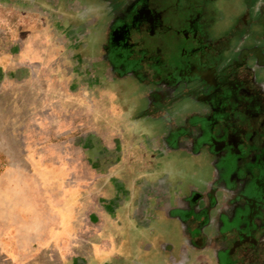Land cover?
<instances>
[{
	"label": "flooded vegetation",
	"instance_id": "obj_1",
	"mask_svg": "<svg viewBox=\"0 0 264 264\" xmlns=\"http://www.w3.org/2000/svg\"><path fill=\"white\" fill-rule=\"evenodd\" d=\"M0 13L49 22L88 106L113 95L125 150L148 162L128 197L135 259L264 264V0H0Z\"/></svg>",
	"mask_w": 264,
	"mask_h": 264
},
{
	"label": "crops",
	"instance_id": "obj_2",
	"mask_svg": "<svg viewBox=\"0 0 264 264\" xmlns=\"http://www.w3.org/2000/svg\"><path fill=\"white\" fill-rule=\"evenodd\" d=\"M12 17L0 13V106L9 93L18 104L21 86L40 81L43 96H59L60 116L37 125V140L26 137L42 150L10 153L23 162L0 172V264H141L127 222L141 167L125 150L129 126L116 125L113 95L102 93L88 110L91 93L71 90L77 76L49 22L28 29Z\"/></svg>",
	"mask_w": 264,
	"mask_h": 264
},
{
	"label": "rangeland",
	"instance_id": "obj_3",
	"mask_svg": "<svg viewBox=\"0 0 264 264\" xmlns=\"http://www.w3.org/2000/svg\"><path fill=\"white\" fill-rule=\"evenodd\" d=\"M21 87V100H19L18 104L14 101L15 97L11 96L9 93L3 98V105L0 106V172L2 170L4 171L7 167H11L13 164L18 166L23 162L19 159L10 158V153L19 154L25 153L27 150H42L43 144L32 143L28 145L24 142L26 137L37 140L43 135V129L38 128L37 125H41L39 123H42L43 120H58L60 116L59 96H43V85L40 84V81H33L30 87L26 85ZM31 91H34V96H31ZM118 99L116 100V107L117 104L121 102ZM122 106H124L123 103ZM89 108L90 105L87 109L90 110ZM71 109L72 112L68 114H74L73 104L71 105ZM84 111L87 110L85 109ZM121 114L122 111L117 112V118H120ZM124 114H128L126 109ZM33 121L35 122L34 124L32 123ZM32 125H35V127ZM131 128L132 133L134 132V134H136L135 128ZM16 136H18L19 140L17 143L14 141V137ZM130 138L131 142L135 139L134 135H131ZM54 146L58 148L59 145L56 144ZM67 146L71 151L80 150L78 144H69ZM115 148H120L119 142L116 143ZM134 148L135 147L132 146V148L128 149L131 159L135 158L131 162L137 163L138 165L140 164L141 168L148 166L146 159H143L142 154L137 153L138 150L136 151Z\"/></svg>",
	"mask_w": 264,
	"mask_h": 264
}]
</instances>
